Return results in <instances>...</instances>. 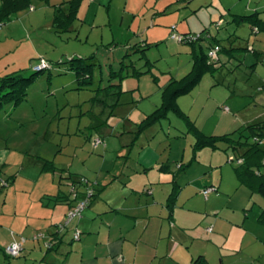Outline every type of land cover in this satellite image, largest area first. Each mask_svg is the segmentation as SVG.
I'll use <instances>...</instances> for the list:
<instances>
[{"label":"rangeland","instance_id":"obj_1","mask_svg":"<svg viewBox=\"0 0 264 264\" xmlns=\"http://www.w3.org/2000/svg\"><path fill=\"white\" fill-rule=\"evenodd\" d=\"M63 1L67 0H32V8L19 11L0 26V78L9 74L30 77L35 72L33 66L49 63L27 86L22 100L4 102L0 108V264L42 262L52 231L42 228L27 234L19 231V225L26 217L37 216L38 196L43 194V200L48 201L57 185L72 192L73 179L67 177V170L81 174L83 184L79 187L84 191L87 183L94 186L102 180L101 168L120 166L124 161L133 165L131 157H119L117 150L125 146L138 158L147 146L140 144L151 140L159 143L166 155L172 153L177 172L182 170L184 164L179 161L184 155L185 160L192 155L190 161H195L194 133L188 131L186 119L174 111L148 127L137 146H127L139 123L136 115H141V121L161 106L171 78L182 79L193 69L192 45L174 39L173 32L183 35L205 30L206 35L224 39L227 46L254 47L264 59V32L254 31L248 22H233L234 14L256 10L264 17V0H81L74 29L58 34L53 20L56 5ZM201 41L208 44L207 39ZM147 42L150 44L145 45ZM197 47L201 51L200 44ZM234 52L232 61L215 75L206 74L178 103L207 135L235 132L233 138L252 143L245 124L264 120V62L259 61L253 69L250 65L257 61L254 52ZM72 57L88 58L93 64L92 84H79L69 61ZM228 57L222 55L225 61ZM148 59L151 62L146 64ZM132 65L151 70L122 80L128 91L121 101L128 111L111 113L116 98L99 88L119 80L111 79L112 71L132 72ZM126 114L131 118L125 122ZM97 138L103 142L95 147ZM226 147L222 142L219 148L202 152L215 153L216 160L209 166L195 165L200 168V181L213 178L219 185L214 191L225 198L232 196L238 207L250 198L259 206L264 196L239 178L238 165L230 162L234 151ZM44 159L53 160L57 172H43ZM11 178L15 180L6 185ZM200 181L196 179L195 184ZM57 232H61L59 226ZM38 233L43 236L35 238ZM14 239L23 242V247L19 255L8 257L5 241L13 243Z\"/></svg>","mask_w":264,"mask_h":264},{"label":"crops","instance_id":"obj_2","mask_svg":"<svg viewBox=\"0 0 264 264\" xmlns=\"http://www.w3.org/2000/svg\"><path fill=\"white\" fill-rule=\"evenodd\" d=\"M122 102L112 113L128 111ZM138 114L135 122H140ZM125 117V122L131 118L128 114ZM147 143L140 144L147 146L138 158L125 146L117 150L119 157H131L133 165L124 161L120 166L101 168L102 180L98 179L94 201L82 217L60 233L57 228L64 222L70 204L55 199L58 193L68 192L57 185L48 201L43 200V194L38 196L37 216L26 217L19 231H52L50 241L54 238L58 243L46 250L40 264H198L200 257L210 264H264V221L260 219L264 201L258 206L250 198L238 207L232 196L225 198L219 191L205 198L202 189L217 184L213 178L200 181V168L195 165L209 166L216 160L215 153L202 154L205 148L196 154L194 162L190 161L192 155L187 160L184 155L178 160L184 164L182 170L177 172L172 153L166 155L153 140ZM186 161L190 162L186 165ZM196 179L200 182L195 184ZM176 185L181 190L171 212L168 200ZM146 189H151V194ZM76 230L81 232L79 240L74 238ZM5 242L6 246L12 243Z\"/></svg>","mask_w":264,"mask_h":264},{"label":"trees","instance_id":"obj_3","mask_svg":"<svg viewBox=\"0 0 264 264\" xmlns=\"http://www.w3.org/2000/svg\"><path fill=\"white\" fill-rule=\"evenodd\" d=\"M80 4L81 0H67L56 5L53 27L58 34L73 30V23L78 18ZM28 7H33L32 0H1L0 26H2L5 21L10 20L16 13ZM166 10H168V7L164 11ZM233 22L237 24L248 22L251 24L254 31L264 32V17L261 16V11L259 10L245 15L234 14ZM204 32L205 30H203L199 34L192 32L183 33V43H190L192 45L191 51L193 53L194 60L193 69L187 75L183 76L182 79L171 78V80L164 88L162 105L157 107L153 112L147 114V116L138 123L137 128L134 131L132 141L128 146L132 148L135 144H137L138 139L148 127L152 126L158 121H161L164 118H167L168 113L174 111L178 115L186 119L187 124L189 125L188 131H192L194 133L195 142L193 144V159L196 158V154L200 150H203L205 148H211L215 150L219 148L220 143H226L227 151L233 150L238 157L244 158L243 163H236L238 165L237 174L239 178L244 181L245 184H247L252 190L257 191L262 194V196H264V120L245 124L246 129L250 133V137L253 139L252 143L242 141L239 138H233L235 132L222 135H207L202 130H200L195 121L190 119L189 115L181 109L178 103V98L183 94L190 93L195 88V85L199 83L206 74L209 73L215 75L216 72L224 66V64L232 61L233 56H235L234 50L247 49L248 51L254 52V54L257 56V61L250 65V67L252 68L253 66L256 67L259 61L264 62L263 53L255 49L254 47L248 45L247 48L234 45L227 46L223 42L224 39L219 38L218 35H206L204 34ZM203 39L208 40L207 45L201 41ZM148 44L150 43L147 42L145 45ZM198 44H200L201 51L198 50ZM223 54L229 55L226 61L224 58H222ZM91 57H95V54H93ZM69 61L72 65V68L75 70L77 81L79 82V84H92L94 68L92 63H88V58L72 57ZM149 62L151 61L148 59L146 64H148ZM122 63H124V61ZM132 66L134 67L133 71H128L125 74H123V70L112 71L110 75L111 79L113 80L119 78V80L117 82L111 83L106 87L99 88V91H106L107 96L112 95L113 98H116V101L111 103L110 105L111 113L114 112L115 108L121 104L122 96L127 92V90H124L122 87V80L129 75H136L140 77L151 70V68H148L147 70L142 71L136 68L134 65ZM33 69L35 72L30 77H23L20 74L11 76L9 74L0 78V108L2 107L4 102L16 100V102L18 103L19 100H22L23 96L27 94V86L35 81L37 74L43 68L40 70H36L33 66ZM103 102L106 107L107 104L104 99ZM57 169L58 168L53 160L44 159L43 171L56 172ZM67 177L73 179L72 181L77 189V192L79 193V195H82L84 191L80 190L81 188L79 186L83 184V180L80 179L78 175L76 176V174L74 173H70ZM14 180L15 179L13 178L8 179L6 181V185H9L10 181ZM92 187L93 193L90 197V203L88 206L92 204L99 191L98 184ZM216 188L218 190L217 186ZM180 190L181 187L179 185L174 186V189L169 196L168 207L170 208L171 212L176 206V201L180 194ZM55 200L56 202H66L70 204L71 208L77 203L78 199L74 196L73 191L71 193H65L62 191L56 195ZM78 218L80 217H77L75 219ZM75 219H73L70 223H72ZM260 219L264 221V212ZM69 225H67L66 227H68ZM57 243L58 242L53 243L51 246H49V249L54 248ZM4 252L8 257H10L9 254H7L6 250ZM197 263L210 264L205 258L202 257L197 260Z\"/></svg>","mask_w":264,"mask_h":264},{"label":"built area","instance_id":"obj_4","mask_svg":"<svg viewBox=\"0 0 264 264\" xmlns=\"http://www.w3.org/2000/svg\"><path fill=\"white\" fill-rule=\"evenodd\" d=\"M172 37L174 39H176L177 41H179V42H183L184 41V36L183 35H178L177 33H173ZM48 65H49V63L47 61H44L43 64L35 66V69L36 70H40V69H42V68H44V67H46ZM225 110L228 111L229 109L227 107H225ZM102 142H103V140L101 138H97L95 143H94V146L98 147ZM230 162L231 163L241 164V163L244 162V158L243 157H238L235 153H233V156L231 157ZM5 184H7V183L5 182ZM214 190H217V188L216 187L204 188V190L202 191L204 197L208 198L210 193H212ZM72 191L74 193V196L78 200H77V203L73 207H71L69 212L67 213L66 224L63 223V224H61L59 226L60 230L64 229L67 225H69L70 222L73 219H75L77 217H81L83 215L84 210L88 207V205L90 203V197H91V195L93 193V187L87 183L86 189L84 190L82 195H79L75 185L73 184ZM208 230L211 231L212 227L208 228ZM42 236H43V234L38 233V234L35 235V238H40ZM80 237H81V232L77 230L76 233H75V238L76 239H80ZM54 241H55V239H54ZM54 241L51 240L50 241L51 243L49 244V246H51L53 243H55ZM22 247H23V242L14 241L13 243H11V244H9L7 246L6 251H7V253L9 255L17 256V255L20 254V252L22 250Z\"/></svg>","mask_w":264,"mask_h":264}]
</instances>
